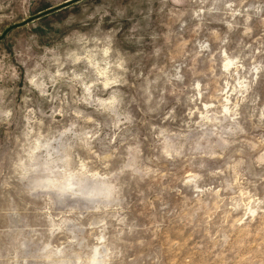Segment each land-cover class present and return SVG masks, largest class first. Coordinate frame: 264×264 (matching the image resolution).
<instances>
[{"label":"rangeland","instance_id":"rangeland-1","mask_svg":"<svg viewBox=\"0 0 264 264\" xmlns=\"http://www.w3.org/2000/svg\"><path fill=\"white\" fill-rule=\"evenodd\" d=\"M0 264H264V0H0Z\"/></svg>","mask_w":264,"mask_h":264},{"label":"snow or ice","instance_id":"snow-or-ice-1","mask_svg":"<svg viewBox=\"0 0 264 264\" xmlns=\"http://www.w3.org/2000/svg\"><path fill=\"white\" fill-rule=\"evenodd\" d=\"M48 7H49V8H52V4L49 3ZM57 7H59V5H57Z\"/></svg>","mask_w":264,"mask_h":264}]
</instances>
